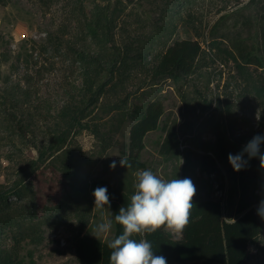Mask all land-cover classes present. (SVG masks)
<instances>
[{"label": "rangeland", "instance_id": "rangeland-1", "mask_svg": "<svg viewBox=\"0 0 264 264\" xmlns=\"http://www.w3.org/2000/svg\"><path fill=\"white\" fill-rule=\"evenodd\" d=\"M106 5L114 13L108 43L86 29L96 9ZM263 28L264 0H8L0 5V94L5 88L20 87L32 100L54 109L62 105L67 91L78 99L83 76L71 45L89 55L103 85L82 120L86 128H75L63 148L72 151L65 159L72 164V182L58 172L50 184L48 160V166L30 174L21 186L19 167L35 159L34 151L24 147L22 154L7 160L10 146L0 141V190L6 192L0 207H24V212L19 209L23 223L33 227V235L28 232L30 236L20 241L15 227L0 230V247L16 252L24 264H77L79 237L112 238L114 227L110 235L95 237L94 226L110 215L111 206L98 211L88 186L126 182L119 161L128 154L130 128L152 103H159L163 114L159 128L144 138L140 160L145 170L164 180L190 178L196 188L193 198L218 201L225 221L237 220L241 204L256 214L264 198L259 159L233 172L227 156L205 154L203 148L216 147L219 131L228 154L264 135V105L257 95L264 85ZM183 40L196 41L202 49L193 73L178 79L155 77V61ZM170 128L178 148L174 155L163 156L159 150ZM205 155L212 158L213 167L201 159ZM113 160L117 167L110 169ZM136 173L128 182L132 186ZM39 180L43 182L37 187ZM32 183V193L26 192L23 186ZM86 191L89 199L84 198ZM243 264H264V254L249 245Z\"/></svg>", "mask_w": 264, "mask_h": 264}, {"label": "trees", "instance_id": "trees-1", "mask_svg": "<svg viewBox=\"0 0 264 264\" xmlns=\"http://www.w3.org/2000/svg\"><path fill=\"white\" fill-rule=\"evenodd\" d=\"M7 2L8 0H0V5H5ZM113 14L110 12L109 5L104 8L98 7L86 24L87 33L94 38L102 35L106 43L111 42V29L114 26ZM262 35L264 38V28ZM70 49L71 53L78 58L83 76L78 99L73 100L72 90L67 91L62 105L54 109L44 105L46 103L32 100L28 91L20 87L5 88L0 94V129L4 134L0 137V141L10 146L5 158L11 160L15 155L22 154L24 147L32 149L36 156L35 159H30L26 166L19 167L18 184L21 186L30 174L48 166L46 164L48 160H52L49 161L52 174L48 179L50 184L54 183L58 172L62 173L63 180L69 179L68 181L72 182V170L70 169L72 164L65 162L66 158L71 157L72 151H63V148L69 142L75 128H86L87 125L82 124V120L90 114L89 109L95 106L103 85L98 83L100 71L98 68L91 67L89 55L84 51L76 52L72 45ZM201 52L202 49L196 41H177L155 61L152 66L153 75L170 79L188 76L193 73ZM243 58L245 59V56ZM257 95L264 105V85L260 87L259 92L257 90ZM162 114V106L159 103H152L130 128L128 154L124 159L131 166L120 165L126 176V182L121 181L115 187L104 181L91 182L88 186L92 199V193L97 187L107 186L113 215L118 213L120 207L127 205L134 192L132 184L128 183L132 175L139 170H145V164L140 160L144 138L159 128ZM215 137L216 147L206 146L203 148L204 153H214L216 157L228 156V144L224 134L219 131ZM240 141L243 142V139L241 138ZM177 145L175 130L170 128L166 131L159 152L163 156H172L177 151ZM62 155L65 157L60 162H55V158H60ZM201 159L209 161L210 164L207 166L212 164L213 167L214 162L209 155ZM189 161L190 158H186V162ZM41 182L43 181H37V187ZM33 186V183L26 184L23 189L32 193ZM5 194V190L1 189L0 202H5ZM89 197L87 191L84 192V198L89 199ZM191 203L193 208L190 210L189 222L179 234V238H175L165 228L145 234L143 237L152 243L155 255L166 257L167 264H243L248 259L249 245L256 246L264 254V245L260 240L261 221L253 210H248L246 205L241 204L237 209L236 221L226 222L222 217V206L218 201L192 198ZM6 206L0 207V230L15 227L18 232V241L26 236L29 237V234L33 235V227L23 223L24 207L22 210V208ZM121 231L120 227L114 224L113 236L121 234ZM134 238L140 239L141 237ZM110 251L106 241L89 236H81L75 243L77 264H109ZM30 262L34 264L33 261ZM0 264L24 263L16 252L0 247Z\"/></svg>", "mask_w": 264, "mask_h": 264}, {"label": "clouds", "instance_id": "clouds-1", "mask_svg": "<svg viewBox=\"0 0 264 264\" xmlns=\"http://www.w3.org/2000/svg\"><path fill=\"white\" fill-rule=\"evenodd\" d=\"M262 145L264 135H256L240 152L228 154L227 162L233 172L244 170L253 158L259 159L261 170H264ZM119 163L123 167L131 166L126 159H120ZM109 167L115 169L117 162L113 160ZM133 188L129 202L120 207L115 215L108 210L111 205L107 186L97 187L93 191L94 207L103 212L106 206L110 213L94 226L95 237L110 235L114 224L122 230L121 234L106 241L111 250L109 264H167L166 257L155 255L152 243L143 237L161 228L176 235L181 234L189 222L195 185L187 177L164 180L146 169L136 173ZM261 192H264V184L261 185ZM256 215L264 222V198L258 203ZM136 236L141 238H134Z\"/></svg>", "mask_w": 264, "mask_h": 264}, {"label": "crops", "instance_id": "crops-1", "mask_svg": "<svg viewBox=\"0 0 264 264\" xmlns=\"http://www.w3.org/2000/svg\"><path fill=\"white\" fill-rule=\"evenodd\" d=\"M234 221H236V220H233L232 222H234ZM226 222H230V221H226Z\"/></svg>", "mask_w": 264, "mask_h": 264}]
</instances>
